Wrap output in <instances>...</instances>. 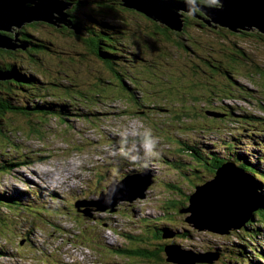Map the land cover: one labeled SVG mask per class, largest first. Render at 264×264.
<instances>
[{"label":"rangeland","instance_id":"1","mask_svg":"<svg viewBox=\"0 0 264 264\" xmlns=\"http://www.w3.org/2000/svg\"><path fill=\"white\" fill-rule=\"evenodd\" d=\"M218 5L217 1L211 6ZM121 16L124 27L105 32L112 45L105 48L117 54L112 69L95 58L90 46L75 45L69 31L59 32L62 25L39 28L40 36L53 46L38 55L40 76L33 83L34 90L15 91L24 96V107L51 102L55 111L61 110L60 105L64 109L59 118L33 116L29 121L7 115L0 121V164L5 166L0 173V195L5 197L0 201V252H5L0 264H153L123 258L117 251L132 234L150 244L158 228L155 223L151 229L145 224L160 214L159 222L165 223L159 226L170 229L173 237L159 243H176L195 254L215 255L206 252L213 249L235 255L219 258L213 262L217 264H241L238 259H244L242 264H264V226L257 220L246 230L232 228L227 233L228 224L241 220L253 202L251 186L242 173L230 166L223 172L220 166L211 174L213 167L208 164L198 174L206 180L199 183L192 169L185 170L196 164L188 154L195 147L207 161L225 158L236 165L241 162L236 159L239 155L264 173V36L215 33L189 22L185 33L168 39L155 31L150 45L145 40L153 31L152 23L136 13ZM207 56L221 60L216 61L218 71L210 72L202 65ZM32 61L14 51L13 56L0 58V65H14L34 77ZM220 107L229 115L222 124L206 115ZM229 145L232 148L227 149ZM247 173L260 184L256 192L264 196V183ZM138 174L142 180L153 176L147 190L140 188L131 197L135 190L117 188L124 176ZM225 175L234 177L230 188L238 184L242 189L244 184L249 194L241 199L231 192L235 201L219 197L210 223L217 232L192 229L185 221L189 213L176 214V208L161 211L172 196L185 193L177 199L183 203L196 186L215 176L221 194L227 195L222 184ZM178 184L184 189L173 193L170 185ZM133 198L132 204L126 202ZM79 200H95L107 210L83 207L90 214L85 217L74 207ZM111 207H117L116 211ZM112 228L117 237L111 234ZM185 229L188 235L179 237ZM187 256L183 261L191 264L194 259ZM158 264L176 263L163 260Z\"/></svg>","mask_w":264,"mask_h":264},{"label":"trees","instance_id":"2","mask_svg":"<svg viewBox=\"0 0 264 264\" xmlns=\"http://www.w3.org/2000/svg\"><path fill=\"white\" fill-rule=\"evenodd\" d=\"M65 2H68L71 4V7L67 13L69 14V20L71 25L74 27H77L81 31H77L75 33L74 29H68L67 27L63 26L61 31H69V33L73 36L74 44L75 45H80V44H86L90 46L93 49L94 56L96 59L101 61L105 66L109 67L112 69L113 66V60L117 58V54L113 53L110 49L105 48L106 45L112 46L109 40L111 39V36L109 34H106L105 32H116L120 28L124 27L123 23V17L121 16L122 13L125 12H131V13H136L138 15L143 16L146 18L144 15L123 7L121 5V2L118 0H64ZM178 1H184V2H189V0H178ZM203 7H213L209 3L206 2V0H195V3L192 4V8H197L198 11L195 14H181V31H172L171 28L163 26V25H157L155 22L149 20L146 18L148 21H150L153 25V31L150 32L148 35V38L145 40V43H149L150 45H153V42L151 41L152 36H154L157 32H160L161 35L165 38H169V35H181L186 32V27L189 22H192L193 24H196L197 28L199 29H209L211 32H219L220 30H226L229 33L232 34H249V33H257L259 35L264 36V34L259 33L258 31H238V32H232L226 28H222L217 26L216 29H213L203 22ZM150 11V10H149ZM191 11V10H189ZM97 26L100 29V32L102 33L103 36H99L96 34L94 31L93 26ZM53 26H50L46 23H30V24H25L22 26L20 29H16L13 34H11V30H9V33H0V36L4 37H13L15 33L19 32L22 33V36L25 38H28L26 34L31 35L34 37L38 44L30 41L34 44L32 49L28 52L27 50L31 48V45L29 42H26L28 44V48L26 50L23 49H17L16 53L22 54L29 56L33 59L32 64L34 65V70L32 71L34 74V77L32 75H26L25 73H21L17 71L14 67V65H7V66H0L1 69H13L14 70V75L12 77V80L7 81V82H0V121L3 119V117H6L7 115H19L27 120H31V117L35 116L37 118H46L48 116H56L59 118L61 115H63V109L64 106L60 105L59 108L61 109L60 111H55V106L53 103H35L31 108L24 107L22 105V99L24 98L23 95L20 94V92H16L15 90H19L22 92H27L28 90H34L33 83L35 82L34 80L37 79V77L40 76L38 71V63H40V58L38 57L39 54H43L45 52H50L51 48L50 46H53V43L51 40H46L45 38L41 37L39 34V28H50ZM180 29V28H179ZM157 31V32H155ZM26 33V34H23ZM2 40V39H1ZM137 44V42L135 41ZM194 44H197V42H194ZM180 46V45H179ZM5 47L6 44H5ZM12 47V45H10ZM112 48V47H110ZM14 51L6 50V49H1L0 48V58H3L4 56H13ZM216 61H221V60H216L214 58L210 57H204L201 62L202 65L208 69L210 72L216 71ZM198 69V68H197ZM218 71V70H217ZM21 74V75H20ZM223 74L225 76H229V72L224 71ZM29 76V77H28ZM35 78V79H34ZM210 111H206V115ZM212 114L216 115L217 117L213 119H218V122L222 124L228 117V113L225 109L222 107L211 111ZM245 119H248L250 121V117L245 116ZM246 121H242V123H245ZM1 123V122H0ZM232 148V146H228L227 149ZM189 155L193 159V161L196 163L194 165H189L188 167L185 166V170H191L192 175L199 181V183L204 182L206 179H203V175H198L201 169H206L208 164H211L212 171L211 174H215V171L220 167L223 166L224 163H230L228 161L229 159H222V158H216L213 157L209 161L206 160L205 156H202L199 151L195 147H191V149L188 150ZM237 162L236 165L234 166L243 173H250L251 175L255 176L256 179L260 180L262 183H264V173L262 171H258L252 167V165L248 164V161L245 159V157H240L237 155ZM232 162V161H231ZM234 163V162H232ZM24 164V163H20ZM196 165L200 166L199 170L196 169ZM181 168V167H180ZM5 171V166L0 164V173H3ZM247 171V172H246ZM194 172V174H193ZM239 172V173H240ZM247 173V174H248ZM197 175V176H196ZM152 176V175H151ZM182 176V175H181ZM252 177V176H251ZM253 178V177H252ZM254 182V185L256 187V191L259 190V185L258 182L254 179L252 180ZM154 182V179H153ZM152 185V184H151ZM150 185V186H151ZM198 187V186H196ZM195 187V188H196ZM170 188L173 190V193H176V191L181 190L183 188L182 186L178 185H170ZM184 189V188H183ZM259 195V203L257 204L255 210L250 211L244 218H242L240 221L245 219L247 217V221L245 224L242 226L244 230H246V227L253 222L254 220H257L259 224L264 226V196L261 194ZM1 199H5L4 196L0 195ZM185 193L183 196H172L171 199L165 201L163 204V208L161 211L166 210L170 207L176 208L177 212L176 214H183V207L184 205L188 204V199H185L183 203L178 201V198H183L185 197ZM79 201H84V200H79ZM90 201V200H87ZM95 201V200H91ZM78 202V201H76ZM75 202V203H76ZM79 203V202H78ZM132 204V203H129ZM80 205V204H78ZM89 205V204H88ZM95 206V205H94ZM75 207V204H74ZM115 207L113 211H116ZM76 209V212H79ZM79 210H83L80 208ZM160 211V213H161ZM110 212V210H109ZM80 214L84 215L83 213L79 212ZM89 213V212H88ZM87 214V213H86ZM84 215L85 217L90 216V214ZM175 214V215H176ZM161 215V214H160ZM159 215V217H160ZM159 217L153 221H148L145 225L151 229L150 224L155 223L157 224V234L156 237L151 240L150 239V244L142 243L140 240L136 238L135 235L132 234L131 237L128 239L126 245L120 246V248L117 251L118 255L123 256V258H128V259H138V260H146V261H151L153 264H158L161 263L163 260L166 262V256L164 253V247L166 245V241H163L162 243H159L161 239L165 240L166 238H172L173 233H169V230L167 227H160L159 225L165 222H159ZM256 218V219H255ZM161 230H160V228ZM192 228V227H191ZM193 229V228H192ZM182 230V229H180ZM195 230V229H194ZM111 234L114 237H117L119 234L115 228L110 229ZM172 231V230H171ZM184 234L188 235V231L183 230L180 232L178 235L179 237H184ZM159 235V236H158ZM117 240V239H116ZM116 240L110 241L112 244H115ZM187 241H191V237L187 239ZM23 244V243H22ZM177 246H180L176 243H172ZM160 246V247H159ZM181 248V246H180ZM261 248V247H260ZM206 252H214L215 257H218L217 259L220 258L221 260H226L228 256H235L231 255L229 252L228 253H220L216 250H207ZM254 254H258V250L255 249L253 250ZM5 254V252H3ZM3 253L0 252V255L3 256ZM200 253V252H197ZM259 257L262 258V255L259 254ZM165 258V259H164ZM246 258V257H245ZM216 259V258H215ZM244 259H238V261L242 264V261ZM219 261V262H220ZM218 262V263H219ZM135 264V263H134ZM202 264H217V263H202ZM237 264V263H236Z\"/></svg>","mask_w":264,"mask_h":264},{"label":"water","instance_id":"3","mask_svg":"<svg viewBox=\"0 0 264 264\" xmlns=\"http://www.w3.org/2000/svg\"><path fill=\"white\" fill-rule=\"evenodd\" d=\"M119 1L121 2V5L123 7L134 10L144 15L146 18L155 22L157 25L160 26L163 25L169 27L171 28L172 31H181V26H182L181 14L182 13L190 14L189 10H191L192 8V4H190L189 2L178 1V0H119ZM217 1L219 3L218 7L215 8L203 7V14L205 16L203 18V22L205 23V25L213 29H216L217 26H219L222 28H226L232 32L258 31L261 34H264V0H217ZM70 7L71 4L65 2L64 0H0V31L9 32V30L13 28L20 29L25 24H30L33 22L46 23L56 28H58L59 25H62L67 27L68 29H74V27L70 23V20L68 19L69 15L65 12ZM74 30H75L74 32L77 33L79 29L75 27ZM18 37H19L18 34L14 35V39L0 36V48L10 51H15L20 48L21 49L24 48V50H26L28 48V44L26 42L20 41ZM5 44L7 47H5ZM10 45H12V47H10ZM13 75H14L13 70H0V82L12 80ZM207 115L217 117L212 113H208ZM223 166H224L223 172L227 169L228 166L236 170L238 173L240 172L232 162L225 163ZM221 169L217 171V174L222 172ZM241 173L244 179L249 183V185H251V192L254 194V197L257 199V203H259L258 201L259 195L256 192V187L254 183L251 182L252 181L251 178H248L246 175H244L245 173L240 172V174ZM130 178H134L133 182ZM146 179L148 180H141L139 174L134 176L127 175L119 182L118 187L123 186L124 188L132 190V187H134L136 184L138 186V191L140 188L141 189L144 188L145 191L153 183V179L151 175H148ZM234 187L239 188V185L234 184ZM144 197L145 195L141 196L140 198L143 199ZM219 197H220V189L216 185V176L211 180L206 181L202 185L196 187L194 189V192L188 197V206L185 209H183V213H189V216L185 220L188 223V225H190L193 229L197 231L217 232V230L213 226H211L210 223H213L214 221L215 217L213 215V208L218 203ZM217 198L218 200H216ZM135 199L136 198H133L131 201H126V202L131 203ZM123 200L124 199L116 202L113 206H117L118 203L122 202ZM78 202L75 203V208H77V210L83 213L84 215L86 213L88 214V211L79 210L80 208L91 205L94 207L95 205V207L98 208L97 210L106 209L100 207L98 205V202L96 201H78ZM111 211H113L112 207H111ZM246 221H247V217L242 221L239 220L237 222H232L227 226V233L233 229L234 230L240 229L245 224ZM198 222L202 223L203 225H200ZM164 253L166 256V260L168 262L176 263V264H185L183 261L184 255H190L187 256L188 259L190 260L194 259L191 264H196L197 262L212 263L218 258L215 257V255H210V254H204V253L195 254L193 251L181 249L179 246L175 244L166 245L164 247ZM204 256H208V257L212 256L213 258L207 260L204 258Z\"/></svg>","mask_w":264,"mask_h":264},{"label":"bare ground","instance_id":"4","mask_svg":"<svg viewBox=\"0 0 264 264\" xmlns=\"http://www.w3.org/2000/svg\"><path fill=\"white\" fill-rule=\"evenodd\" d=\"M220 30V29H219ZM233 175L231 176H228V175H225V179H224V181H223V186H226L227 187V191H228V194L227 195H224V194H221V190H220V196H225V198L226 197H229V199L230 200H232V201H235V200H237V198L236 197H233V196H231L230 194H231V192H234L235 193V195L238 197V198H246V197H248V194H249V191L245 188V186H244V184H243V188L241 189L240 187L239 188H230V181L231 180H233ZM143 180H145V179H143ZM242 182V181H241ZM243 183V182H242ZM218 186V185H217ZM251 186V185H250ZM219 187V186H218ZM47 189V188H46ZM113 189V188H112ZM112 189H110V193L112 192ZM219 189H220V187H219ZM55 190V189H54ZM114 190V189H113ZM127 190V189H126ZM132 190H135V193L133 194V195H135L136 193H137V191H138V186L137 185H135L133 188H132ZM44 190H42V192H43ZM41 192V193H42ZM115 192V191H114ZM130 192H131V190H130ZM245 192H246V194H245ZM117 193V192H116ZM119 193V192H118ZM126 194H129V193H126ZM212 194V193H211ZM113 195H115L116 197H121V195H119V194H111V197L113 196ZM132 195V196H133ZM241 195H242V197H241ZM250 196H251V198H252V205L249 207V211L248 212H245L244 213V215L246 216L251 210H253V209H255L256 208V205L258 204L257 203V199L254 197V194L252 193V192H250V194H249ZM110 196V195H109ZM108 196H106V197H104L103 198V200L105 199V198H107ZM206 199H208V198H206ZM215 199V198H214ZM216 200H218V198L216 199ZM207 201V200H206ZM210 201V200H209ZM218 202H219V200H218ZM133 203V202H132ZM107 210V209H106ZM227 214V213H226ZM229 214V213H228ZM245 216H243L242 218H244ZM233 219H229L227 222H231ZM229 224H231V223H229ZM228 224V225H229ZM2 256V255H1ZM62 264H67L65 261H63V262H61Z\"/></svg>","mask_w":264,"mask_h":264},{"label":"clouds","instance_id":"5","mask_svg":"<svg viewBox=\"0 0 264 264\" xmlns=\"http://www.w3.org/2000/svg\"><path fill=\"white\" fill-rule=\"evenodd\" d=\"M118 1H119V0H118ZM206 2L209 3L210 5H217V0H206ZM67 3H68V2H67ZM189 3H190V4L195 3V0H189ZM217 7H218V6H217ZM214 8H215V7H214ZM69 9H70V8H69ZM69 9H68V10H69ZM68 10H66L65 12L67 13ZM197 11H198L197 8H191L190 14H195ZM67 14H68V13H67ZM66 16H67V15H66ZM15 34H18V32L15 33ZM27 36H28V35H27ZM13 37H14V36H13ZM8 38L13 39L12 37H8ZM18 39H19V37H18ZM24 39H25V40H27V39H31V37H30V36H28V38H25V37H24ZM19 40H20V39H19ZM20 41H23V40H20ZM28 41H30V40H28ZM37 44H38V43H37ZM15 51H16V50H15ZM0 66H7V65H0ZM15 69H16V68H15ZM0 70H13V69H1V68H0ZM16 70H17V69H16ZM13 71H14V70H13ZM17 71H18V70H17ZM20 75H21V74H20ZM28 77H29V76H28ZM34 81H35V80H34ZM4 82H7V81H4ZM126 176H127V175H126ZM124 177H125V176H124ZM124 177H123V178H124ZM123 178H122V179H123ZM122 179H121V180H122ZM152 179H153V176H152ZM121 180H120V181H121ZM141 180H142V179H141ZM120 181H119V182H120ZM121 184H122V183H121ZM125 185H126V184H125ZM130 185H132V184H130ZM135 185H136V184H135ZM118 186H119V184H118ZM118 186H117V187H118ZM122 187H123V186H122ZM84 201H86V200H84ZM84 205H85V204H84ZM91 206H92V205H91ZM84 211H85V210H84ZM78 213H79V212H78Z\"/></svg>","mask_w":264,"mask_h":264},{"label":"flooded vegetation","instance_id":"6","mask_svg":"<svg viewBox=\"0 0 264 264\" xmlns=\"http://www.w3.org/2000/svg\"><path fill=\"white\" fill-rule=\"evenodd\" d=\"M69 11V10H68ZM69 15V14H68ZM18 35H19V39L20 40H23V41H26V42H29L30 43V45H31V48H29L27 51L29 52L31 49H32V47L34 46V44L32 43V42H30V41H28V40H25L24 39V37L22 36V33H19L18 32ZM16 52H18V51H16ZM12 53H14V52H12Z\"/></svg>","mask_w":264,"mask_h":264}]
</instances>
